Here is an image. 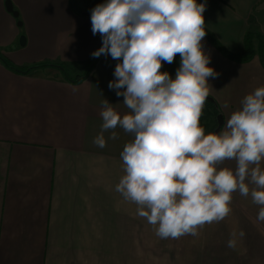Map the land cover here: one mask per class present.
Returning <instances> with one entry per match:
<instances>
[{"label":"crops","instance_id":"obj_1","mask_svg":"<svg viewBox=\"0 0 264 264\" xmlns=\"http://www.w3.org/2000/svg\"><path fill=\"white\" fill-rule=\"evenodd\" d=\"M5 2L0 0V55L11 61L7 54L13 49L24 56L12 59L22 65L12 63L18 68L49 65L26 74L0 59V264H161L156 258L185 252L140 249L134 243L140 239L141 217L136 205L115 190L124 174L120 153L131 134L116 128L117 138L107 139L105 147L93 143L101 130L103 100L126 111L124 97L108 88L118 61L101 55L78 82L63 74L66 69L80 76L95 58L91 53L102 39L92 33L90 17L101 0H12L18 17ZM256 14L258 30L252 26ZM204 17L206 31L232 53H245L249 32L255 35V51L264 44V0H207ZM203 43L219 72L210 78L203 106L217 127L219 114L226 122L245 94L264 85V63L257 51L240 62L207 35ZM179 63L177 54L161 70L174 75ZM258 207L234 193L230 214L203 225L210 227L211 247L195 248V255L211 258L209 263L228 258V264H264ZM234 226L245 232L235 249L227 247Z\"/></svg>","mask_w":264,"mask_h":264},{"label":"clouds","instance_id":"obj_2","mask_svg":"<svg viewBox=\"0 0 264 264\" xmlns=\"http://www.w3.org/2000/svg\"><path fill=\"white\" fill-rule=\"evenodd\" d=\"M206 7L207 0H101L91 9L92 33L102 39L91 55L118 61L108 88L126 109L101 102L93 143L105 147L116 128L131 134L115 190L160 238L197 235L223 220L236 192L264 221V85L245 94L218 130L206 134L200 123L210 78L219 76L203 43ZM177 54L175 74L161 70ZM244 236L234 226L227 247Z\"/></svg>","mask_w":264,"mask_h":264},{"label":"rangeland","instance_id":"obj_3","mask_svg":"<svg viewBox=\"0 0 264 264\" xmlns=\"http://www.w3.org/2000/svg\"><path fill=\"white\" fill-rule=\"evenodd\" d=\"M254 24L252 26L258 30L259 27V14L253 18ZM264 41V37L260 36ZM251 41L255 42V35L251 34ZM260 49L264 51V44H259V47L256 48L257 54H260ZM255 51V52H256ZM19 53L13 49L9 51L7 57L12 61L11 63L16 64L12 59H23L24 56L18 57ZM15 57V58H14ZM19 65V64H16ZM19 66H22L21 64ZM28 66V65H26ZM211 110V109H210ZM208 108H203L202 116L200 117V123L205 128V132L208 133L213 130V125H211L210 116L208 117ZM216 129V128H215ZM215 131V130H214ZM140 239L136 240V247L140 249H185V252L176 253L177 256H160L156 258L161 264H228L226 261L228 258H223L222 262H219V259L215 260L216 263H209L206 257H197L193 249L195 248H204L211 247L212 245V234L210 232V227L201 226L198 230L197 235L186 234L180 236L179 238H160L156 235L154 227L147 223L145 218H140ZM175 254V253H174ZM156 264L157 261L155 262Z\"/></svg>","mask_w":264,"mask_h":264},{"label":"trees","instance_id":"obj_4","mask_svg":"<svg viewBox=\"0 0 264 264\" xmlns=\"http://www.w3.org/2000/svg\"><path fill=\"white\" fill-rule=\"evenodd\" d=\"M206 35L208 36L209 40L213 44H215L223 52V54H225L227 57L233 58V59H235L237 61H240V62H246V61H249L250 59H252L253 56L255 55V50H254V46H253L252 41H251L250 32L247 34L246 39H245L246 51H245L244 54L232 53L229 50H227L219 41H217L209 32H207ZM259 52L261 54V57H262V60H263V63H264V51H262L260 49ZM97 58L98 57H95L92 60H90V62L88 63V69H87V71H85V73L82 74V75H80V76L73 77V76H71L68 73V71L66 69L63 70V74L65 75V77L69 81H72V82L81 81L84 78H86L87 75L90 73L93 65L97 61ZM0 59L10 69H13V70L18 71V72L26 73V74L27 73H30L31 71H33L36 67H42V66L49 65V64L45 63V64L32 65V66H26V67H23V68L22 67L21 68H18L14 64H12L11 61H9L4 55H0ZM215 128H216V126L213 127V130H211L210 132H214Z\"/></svg>","mask_w":264,"mask_h":264},{"label":"water","instance_id":"obj_5","mask_svg":"<svg viewBox=\"0 0 264 264\" xmlns=\"http://www.w3.org/2000/svg\"><path fill=\"white\" fill-rule=\"evenodd\" d=\"M5 4H6V8H7L11 13H13V15H14L15 17H18V16H19V12H18V10H16V9L14 8V5H13L12 0H6ZM18 24L21 25V24H22V21H19ZM21 43H22V44L25 43V37H24V36H22V38H21ZM54 65H55L56 67H58V68H60V69L63 70V66H62L61 64H54ZM19 70H20V69H19ZM217 120H218V125H217L215 131L218 130V129L222 126V124H223V117H222L221 114H219V115L217 116Z\"/></svg>","mask_w":264,"mask_h":264}]
</instances>
